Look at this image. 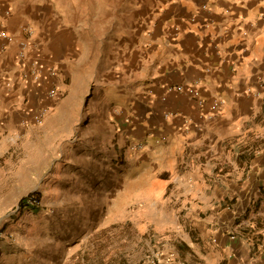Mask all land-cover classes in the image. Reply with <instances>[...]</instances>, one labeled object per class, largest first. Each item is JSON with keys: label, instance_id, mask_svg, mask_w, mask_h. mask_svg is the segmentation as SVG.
<instances>
[{"label": "crops", "instance_id": "0c3cea01", "mask_svg": "<svg viewBox=\"0 0 264 264\" xmlns=\"http://www.w3.org/2000/svg\"><path fill=\"white\" fill-rule=\"evenodd\" d=\"M62 1L56 11L51 0H0V35L35 31L26 60L0 37V155L40 140L58 156L80 132L75 147L86 152L67 159L95 163L102 190L130 135L146 148L134 167L163 164L169 196L183 205L188 234L159 264H264V0H106L96 10ZM33 61L59 66L67 93L43 126L24 123L52 109L45 77L28 76ZM196 83L210 104L222 98L219 116H202L184 94L165 98L163 86Z\"/></svg>", "mask_w": 264, "mask_h": 264}, {"label": "rangeland", "instance_id": "374dc122", "mask_svg": "<svg viewBox=\"0 0 264 264\" xmlns=\"http://www.w3.org/2000/svg\"><path fill=\"white\" fill-rule=\"evenodd\" d=\"M82 1L61 3L66 2L67 9L86 5L96 10L105 7L106 0ZM51 3L61 10L59 0ZM66 98L67 93L59 91L50 101L46 119ZM60 115L68 121L67 112ZM76 116L82 124V114ZM136 126L135 122L128 130ZM66 138L58 147L59 162L51 141L47 147L40 140L30 145L21 141L0 155V264H151L184 242L188 230L179 219L181 197L169 196L171 184L163 164L149 161L134 167L145 153L144 143L142 149H134L138 142L126 135L124 161L118 171L112 169L116 162H111L101 190L96 184L100 179L94 178L90 167L95 163L67 159L80 154L75 148L86 152L85 146L75 147L82 140L80 132ZM30 198L40 200L37 212L20 209L21 201ZM175 261L184 264L176 257Z\"/></svg>", "mask_w": 264, "mask_h": 264}, {"label": "built area", "instance_id": "2783aa9c", "mask_svg": "<svg viewBox=\"0 0 264 264\" xmlns=\"http://www.w3.org/2000/svg\"><path fill=\"white\" fill-rule=\"evenodd\" d=\"M205 8V7H204ZM6 14L11 16L12 12L10 9L6 10ZM22 32L25 34L23 38H19L16 35H8L7 33H2L0 37L5 40L8 44L17 43L19 46L18 58L26 60L29 58V54L34 47L33 38L35 35V31L32 27L26 26L22 28ZM7 48V47H6ZM4 48V49H6ZM59 75V67L56 64H48L43 65L37 61H33L30 63L29 68V78L40 82L41 78L44 76L46 82L48 83V88L46 90V99L49 101L55 100L59 95V90L56 85V80ZM165 90V98L171 94H184L188 96L191 100H193L200 111L202 116L207 118H214L219 116L225 107V103L220 97H214L211 104L209 101L203 97L201 91L199 90V84H182L177 86L166 85L163 86ZM209 110L207 111V108ZM50 112V108L48 106H41L39 109L33 112V115L26 120L24 123L28 126V123H33L35 126H42L45 122L47 115ZM126 123L129 126H134L135 120L134 118H127ZM143 145L141 143H136L134 149H142ZM28 203L31 206H39L40 200L38 198H30ZM157 260H153L150 263L156 264Z\"/></svg>", "mask_w": 264, "mask_h": 264}, {"label": "trees", "instance_id": "16d2710c", "mask_svg": "<svg viewBox=\"0 0 264 264\" xmlns=\"http://www.w3.org/2000/svg\"><path fill=\"white\" fill-rule=\"evenodd\" d=\"M20 209L22 211L24 210H30V211H34V212H37L38 208L36 206H31L29 203H28V200L27 199H24L21 201L20 203Z\"/></svg>", "mask_w": 264, "mask_h": 264}]
</instances>
